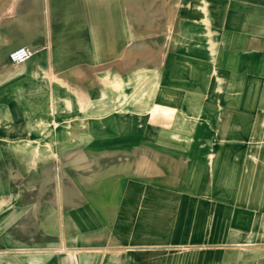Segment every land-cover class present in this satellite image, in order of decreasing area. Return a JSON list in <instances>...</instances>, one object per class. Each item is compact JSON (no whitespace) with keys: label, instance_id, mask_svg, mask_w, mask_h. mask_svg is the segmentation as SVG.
Returning a JSON list of instances; mask_svg holds the SVG:
<instances>
[{"label":"rangeland","instance_id":"374dc122","mask_svg":"<svg viewBox=\"0 0 264 264\" xmlns=\"http://www.w3.org/2000/svg\"><path fill=\"white\" fill-rule=\"evenodd\" d=\"M34 1L37 2L38 0H18L17 8H15L16 6L6 8L8 15L2 23L14 28L16 16H25V12L28 11ZM230 1L234 2L233 0ZM192 2V0H39L41 8L47 11L49 5V9L54 14L55 41L56 45H59L57 50L60 51V55L63 51V43L71 44L74 50L75 47L78 50L80 45L81 47L84 45L83 39H87V36L90 35V26L94 23L95 18H102L103 35L107 33L106 27L109 25L111 13L117 15L114 16V19H120L119 30L124 35L128 29H134V40L131 41L129 37L128 41L123 42L118 52L119 70L117 72L114 70L111 76V66L115 68V64H111L110 59H108L102 65L92 66L94 73L93 75L89 74L87 82L88 84L94 83L95 87L98 84L97 89H99L98 94L100 96H103L102 91L107 90L106 86L110 89L111 84L113 86L118 84L120 111L104 112L102 118L104 122L112 116H118L119 123L135 120L141 126L142 120H145L147 124L149 121L152 123L153 117L162 113L157 112L155 114V111L148 110V108L150 109L149 104L156 102L154 98L158 95L155 91L158 90L160 73L161 78L165 76V73L167 74L168 90H173L175 84L184 89L186 95L180 104H183L184 99L186 104L192 102L199 105L203 104L207 109L205 104H212L213 99L222 102L221 97L211 95L209 89L210 82L212 86L216 79V73L219 71L218 65L217 67L215 64L210 65V70H214L209 74L210 80L206 79L196 83L190 80L192 66L190 57L185 54L180 59L175 60L173 57L180 44L186 43L184 40L187 36L182 35L190 33L191 25L188 23L190 16L187 15H190L188 8ZM206 2L207 0L203 2L205 5L201 4L200 7L202 5L206 7ZM212 2L216 3V1H211L210 4ZM221 2L224 0L220 1L217 9L223 7L222 10L225 12L229 5L224 4L222 6ZM235 2L236 5L243 3L242 9L246 11H254L253 5H256L262 8L264 13V0H235ZM100 7L103 8L102 12L99 10ZM259 8L257 10H261ZM94 9L97 12L96 15ZM13 14L16 16L11 17L10 15ZM236 18L238 19V16ZM210 19L212 22L214 21V30L211 29L209 32L210 39L219 40L221 31H217L218 29L215 28V25H218L217 17L212 15ZM198 27H202V25ZM184 50L188 51V49ZM128 54L130 56L134 54V62H131V59L127 57ZM159 58L161 63H159ZM127 59L129 63H127ZM214 59L216 60V55ZM213 74L214 76H211ZM95 80L97 81L96 84ZM45 99L46 96L44 99L42 97L39 99L40 109ZM128 100L130 105L127 104ZM48 101L53 110L54 96L52 93L49 95ZM131 107L135 110H129ZM143 108L146 110L143 111ZM124 109L127 110L122 111ZM52 110L49 114V126L39 128L38 132L33 130L35 133L32 137V143L39 153L38 169L28 170L27 175L19 177L14 182L19 186L18 188H22L21 191L11 193L14 198L17 197V201L22 200L23 207L17 209L22 214V220L17 224L9 225L10 231L7 233L13 235L16 226L18 230L19 226H22V233L17 230L19 237L12 241L11 239L3 240V242L0 240V264H67L65 261L69 251L75 254V263L77 264H218L212 262L213 260L210 261L214 252L207 250L212 248L219 251H236L240 253V256L246 255L245 258L251 262L247 264H254L255 258L259 256L255 254V251H259L256 253L262 255L264 264V232L263 236H259V233L264 229V209L244 206L245 202L243 201H248L246 196H242L244 199L242 198L240 201L238 193L233 192V190H238L241 178L246 179L244 182L246 187L260 183L264 185V164L260 169L259 164L262 160L256 159L254 155L255 150L264 154V117L263 127L257 129L262 132V139H258L261 141L240 146L239 144L229 145L224 141L244 135H250L253 138L254 135L249 133V129L246 131V129L228 127V123L231 125L236 123L232 119L227 118L228 120H226L224 118L227 113L215 111L213 117L212 110L211 112L203 111L204 109L197 113H185L181 109H171L173 111L166 112L167 136H183L182 139L185 142H189L191 139H196L199 142L195 147L198 146L199 156H203V159L200 160L203 165L200 169H193L194 173H192L189 167V156H191L189 150L183 152L182 155L168 153L160 161L154 159L151 166L149 160L142 163L144 158L141 145L134 150H119L116 148V144H103L99 145L103 150L84 153L85 151L81 149L82 147L80 148L78 143L71 142L68 144L67 138L77 133L82 135L84 129H87L86 134L91 136L94 133L96 122H98L97 115H102L101 112L88 111L87 118L83 120L85 121L83 127L78 130L67 127L68 124L76 123L77 120L75 121L73 118L68 120L69 117L66 114ZM41 115L42 113L39 116ZM182 116L183 119L181 120ZM136 129H142V127ZM36 133H38L37 136ZM121 134L120 129V137ZM28 136L27 140L30 141L31 135ZM186 146L193 147L190 143ZM245 146L247 151H251L250 155L252 156L251 158L247 157L246 160L242 158L240 151L242 147L245 149ZM112 147L117 150H112ZM229 150L235 152L232 151L234 158L227 161V166L224 161L228 159L227 152ZM151 155L154 158L155 154ZM84 161L87 164L84 168H88L86 170L82 168ZM245 164L246 168H243L242 171L247 175H241L240 169ZM114 168H118V171L128 175H111V170ZM10 179L7 177V188L11 183ZM112 179L116 180L115 186H118L122 191L102 192L103 208L91 206L95 199L94 195L92 196L93 200L89 196L92 191L86 193L87 199L77 195L79 187L91 189L89 188L90 185H94L95 182L110 183ZM154 183L164 186V189L173 190L167 194L176 193L175 188L181 189L182 200L188 202L184 207L189 206L187 207L188 210H192L190 204L192 200L199 201L200 204L204 201L205 203H216V199L222 200L232 195V202L237 205L241 203V206L238 205L240 207L231 208V212L216 207L211 209L200 207L198 214L200 219L206 221L207 215L213 212L216 213L217 217L224 218V220L225 216L230 213L231 220L224 224L215 223L216 228L219 230L220 227H223L227 230V227H230L234 236L239 235V237L233 236V238L225 239V241L220 239L218 246L199 248L202 251H190V247H184L188 241H178L183 243L182 247L178 248L170 246V243L176 242L172 240L167 245L152 244L142 239L135 242L130 240L129 242L124 237L126 232L132 227H139L138 229L141 227L139 223L134 225V219H136L134 215L138 209H132L134 211L132 212L127 207L116 208L115 204L122 205L125 203L127 199L125 187L127 185L135 187V191L130 194V198L135 199L144 194L143 185L148 189L149 185ZM191 186L193 189L196 187L195 193L183 191V189H191ZM228 189H232V192ZM153 193L155 192H150V194ZM244 194L247 195V193ZM172 197L166 196V199ZM176 197L179 198V194ZM10 210L13 211L14 208ZM117 210L119 212L118 223L122 221L119 225L111 223V219L116 220L114 211ZM35 211L40 212L37 215ZM168 213L167 210L157 214V216L162 219ZM241 213L247 214L249 217L241 218ZM0 214H4V211ZM6 214H9L8 211ZM127 220H131V224H126ZM257 220L259 224L255 225ZM81 228L86 232L87 239L85 242L78 241ZM117 231H119V239H111V235L117 234ZM143 231L142 228L137 231L139 236L143 234ZM80 236L84 235L81 234ZM153 248H163L166 251H144ZM204 248L208 249L204 250ZM15 249L17 250L15 251ZM236 255L238 254L236 253ZM240 256L233 257L234 260L231 264H238Z\"/></svg>","mask_w":264,"mask_h":264},{"label":"crops","instance_id":"0c3cea01","mask_svg":"<svg viewBox=\"0 0 264 264\" xmlns=\"http://www.w3.org/2000/svg\"><path fill=\"white\" fill-rule=\"evenodd\" d=\"M192 1L190 8H188L190 15H187L190 16L188 22L191 25L190 33L182 35L187 36L184 40L186 43L180 44L179 49L174 53L173 57H175V60L177 58L180 59L184 54L190 57L192 64L190 80L196 83L206 79L210 80L209 74L214 72V70H210V65L215 64L216 67L218 65L219 71L216 73V79L212 86L210 82L209 89L211 95L221 97L222 102H217L213 99L212 104H205L207 109H205L203 104L199 105L193 102L186 104L184 103V99L183 104H180L182 98L186 95L184 89L175 84L173 90H168L166 83L167 74L165 73V76L161 78L160 73L158 90L155 91L158 95L154 98L156 102L150 103V109L148 108V110L155 111V114L157 112L162 113L153 117V122L149 121V125L145 120H142L141 126L134 119L132 122L122 121V123H119L118 116H112V118L106 119L107 121L104 122L102 120L104 112L120 111L118 84L116 86L111 84L110 89L106 86L107 90L102 91L103 96H100L98 94L97 81L95 80L96 87L94 83L88 84L87 82L89 74L93 75L94 73L92 66L102 65L108 59H110L111 64H115V68L111 66V76L114 70L116 72L119 70L118 52L123 42L128 41L129 37L131 41L134 40V29H128L124 35L119 30L120 26L118 23L120 19H114V16L117 15L111 13L109 25L106 27L107 33L103 35L102 18H95L94 23L90 26V35L87 36V39H83L84 45L82 47L80 45L78 50L75 47L74 50L71 44L66 45V43H63V51L60 55V51L57 50L59 45H56L55 41L54 14L49 9V5L46 11V9L40 7L39 0L37 2L34 1L35 3L33 2L28 11L25 12V16H18L17 13L18 17L15 14L10 15L11 17L16 16L13 28L11 25L3 24L2 22L6 18V15H8L6 14V8L8 9L9 6H16L15 8H17L18 0H0V213L4 211V214H0L1 242L9 239L12 241L19 237L17 226L14 229L13 235L7 233V231H10L9 225L17 224V222L19 223L22 220L21 212L17 211L19 207H23L22 200L17 201V197L14 198L11 193L22 190V188H18L17 183H14L19 177L27 175L28 170L38 169L39 153L32 143V137L35 133L33 130L35 129L38 132L39 128L49 126V114L52 109L48 100L51 93L54 96L53 110L66 114L69 117L68 120L71 118L75 119V121L77 120L76 123L68 124L67 127L79 130L84 125L85 121L83 120L87 118L88 111L101 112L102 115H97L98 122H96L94 133L91 136L86 134L87 129H84L85 131H82V135L77 133L67 138L68 144H71V142L78 143L80 148L82 147L81 149L85 151L84 153L88 151L94 153L96 150H103V148L99 147V145L103 144H116V148L119 150H134L141 145L144 158L142 163L149 160L151 166V162L154 163V159L160 161L168 153L182 155L183 152L189 150L191 154L189 156V167L192 173H194L193 169H200L203 165V162L200 161L203 159V156H199L198 146L195 147L199 143L198 140L191 139L189 142H185L182 139L184 138L183 136H167L166 112L176 109H181L185 113H197L203 109V111L210 112L212 110L213 117L215 111L224 112L227 113L226 117L224 116L226 120L232 119L236 123L235 125H231V123L227 122L228 127L246 129V131L249 129V133H253L254 135L253 138L250 135H244L224 141L229 145L239 144L241 146L261 141L258 139H262V132H259L257 129L263 127L264 117V13L262 8L253 5L254 11H246L242 9L243 3L236 5L235 0H233L234 2L224 0V2H221V5L225 4L229 5V7L227 6L225 12H223V7L217 9L220 1L223 0H207L206 7L203 6L205 5V3L203 4L205 0L203 2H200L201 0ZM211 1H216V3L212 2L210 4ZM201 4H203L202 7H200ZM212 4L213 7H211ZM258 8L261 10H257ZM99 10L102 12L103 8L100 7ZM94 11L96 15L97 12L95 9ZM212 15L217 17L216 21L218 25H215V28L218 29L217 31H221L219 40L210 39L209 32H211V29L214 30V21L212 22L210 19ZM236 16H238V19L241 17V19L238 20ZM197 24H199L198 26L202 25V27H198ZM220 24H222V27ZM24 46L36 50V54L30 61L24 64H12L9 59L10 52ZM184 49H188V51L186 52ZM215 55L216 60L214 59ZM127 57L131 59V62H134V54L131 56L128 54ZM159 63H161L160 58ZM211 76H214V74ZM206 89L208 88L206 87ZM124 95L126 94L124 93ZM45 96L46 99L40 109L38 101L41 97L44 99ZM127 96H129L128 93ZM127 104L130 105L129 100ZM131 105L134 104L131 103ZM179 106L181 107L179 108ZM125 110L127 109L122 111ZM129 110H135V108L131 107ZM142 110L145 111L146 108ZM40 113H42L41 116H39ZM138 127H142V129H136ZM120 129L122 133L121 137L119 135ZM28 135H31L30 141L27 140ZM37 135L38 133H36ZM71 138L76 141H72ZM188 143L192 144L193 147H187L186 144ZM117 149L112 147V150ZM232 151L229 150L227 152L229 160L224 161L227 166V161H231L234 158ZM240 151L244 160L247 157H252L250 155L251 151H247L246 146L245 149L242 147ZM151 154H155L154 158H152ZM254 155L256 159L262 160L259 164V168L262 169L264 154L255 150ZM85 165L87 164L84 161L82 168ZM243 168H246V164L242 165L240 174L247 175V173L242 171ZM110 174L119 175L127 173H121L118 171V168H114ZM7 177L11 178L9 188H7L6 183ZM115 181L112 179L110 183L95 182L94 185H90L89 188L91 189L79 187L77 195L80 198L87 199L86 193L92 191V195L89 194V196L93 200L92 196L94 195L95 199L91 203V206L103 208L102 192L110 191L111 193H115L122 191L118 186H115ZM244 182H246V179L241 178L238 190H233V192L238 193L240 201H242V196H246V200L248 201H243L245 202L244 206H248L249 208L254 206L256 209H264L263 183L246 187ZM125 188L127 191L125 203H122V205L115 204V207H127L132 212H134L132 209L137 208L138 211L134 215L136 217L134 225L139 223L141 225L140 229L144 230L143 234L139 236L137 232L140 230L138 229L139 227L130 228L124 236L129 242L130 240L135 242L138 239H142L152 244L167 245L172 240L176 242L170 243V246L178 248L182 247L183 244L178 241H188L184 247H190V251H202L199 248L210 247L212 245L218 246L220 243L218 240L222 239V241H225V239H230L234 236V232H232L230 227H227V230L220 227L218 230L215 225V223L224 224L228 220H231L230 213L225 216L224 220V218L217 217L216 213L213 212L207 215L206 221L202 220V218L200 219L198 214L200 207H207L208 209L216 207L230 212L231 208L240 207L241 203L238 206L232 202V195L222 200L216 199V203H209L207 201L205 203L204 201V203L200 204L199 201L192 200L190 202L192 210H188L187 207L189 206L184 207L188 202L182 200L181 189L175 188L176 193H169V195L167 192H173V190L164 189V186L158 183L149 185L148 189L143 185L144 194L141 197L139 195L138 198L131 199L130 194L135 191V187L127 185ZM190 188L182 189L191 194L195 193L196 187L193 189L191 186ZM228 191L232 192V189H228ZM69 192L71 193V190ZM150 192L155 193L150 194ZM244 193H247V195ZM177 194H179V198L176 197ZM186 195L194 197L193 195ZM166 196L173 197L166 199ZM11 208H14V210L11 211ZM167 210L169 213L165 215V218L160 219L157 216V214ZM6 211H8V215ZM39 212L35 211L37 215ZM221 212L223 213V211ZM111 214L113 215V212ZM114 214L116 215V220L111 219V223L119 225L122 221L118 223V210L114 211ZM248 217L249 215L241 213V218ZM246 221L249 220L246 219ZM255 222V225L259 224L258 220ZM125 223L131 224V220H127ZM80 231L84 236H80V234L78 241L85 242L87 239L86 232L83 231V228ZM18 232L22 233V226H19ZM263 232L264 229L259 233V236H263ZM234 237L238 238L239 235ZM115 238L119 239V231H117V234L111 235V239ZM118 247L117 249H119ZM144 251L166 250L163 248H153L151 250L145 249ZM207 251L214 252L213 258H210V261L213 260L212 262L218 264H231L234 260L233 257L240 256V253L236 251H219L216 248ZM256 252L259 251H255V254L259 256L255 258L254 264H263L262 255ZM67 255L65 263L77 264L75 263L76 257L74 253H70L69 251ZM245 256H240L238 264L251 263Z\"/></svg>","mask_w":264,"mask_h":264},{"label":"built area","instance_id":"2783aa9c","mask_svg":"<svg viewBox=\"0 0 264 264\" xmlns=\"http://www.w3.org/2000/svg\"><path fill=\"white\" fill-rule=\"evenodd\" d=\"M36 52V50L27 46L19 47L9 54V59L14 65H21L30 61Z\"/></svg>","mask_w":264,"mask_h":264},{"label":"bare ground","instance_id":"6f19581e","mask_svg":"<svg viewBox=\"0 0 264 264\" xmlns=\"http://www.w3.org/2000/svg\"><path fill=\"white\" fill-rule=\"evenodd\" d=\"M35 8V7H34ZM38 10V9H37ZM146 45V44H145Z\"/></svg>","mask_w":264,"mask_h":264}]
</instances>
